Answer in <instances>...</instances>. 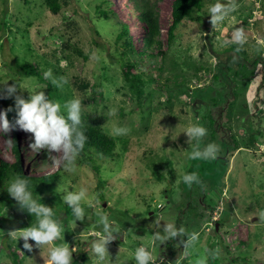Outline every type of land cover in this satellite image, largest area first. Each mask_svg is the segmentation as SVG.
Here are the masks:
<instances>
[{"label": "rangeland", "instance_id": "374dc122", "mask_svg": "<svg viewBox=\"0 0 264 264\" xmlns=\"http://www.w3.org/2000/svg\"><path fill=\"white\" fill-rule=\"evenodd\" d=\"M152 1L166 52L154 59L130 58L118 39L127 24L135 49L144 50V29L133 0H61L57 14L45 0H0V90L21 77L18 64H37L43 77L50 69L51 80L63 77L68 82L50 91L40 77L22 76L24 89L18 88L16 95L28 99V90H43L61 104L65 115L63 105L79 98L82 115L103 116L105 130L118 141L114 160L91 162L78 155L75 171L69 173L63 160L53 166L48 157L43 163L46 150L31 151V133L19 127L7 135L0 131V164L19 159L13 145L17 137L26 174L60 170L56 191L62 200L66 190H87L81 202L83 221L76 220L64 200L58 206L63 231L51 245L38 248L29 239V252L19 235H8L23 228L2 224L0 264H46L51 247L64 242L73 250L72 264H136L135 250L141 245L152 251L155 264L161 259L166 264H196L198 259L206 264H264V62L261 67L253 64L264 61V44L258 43L264 41V0H235L236 10L216 28L208 12L216 0H204L202 22L185 21L173 41L169 29L174 0ZM107 8L109 19L102 13ZM240 27L247 36L240 46L246 54L229 53L236 43L225 45L224 39L231 40ZM127 60L136 63L130 70L144 80L138 89L125 79ZM223 77H228L227 89L220 83ZM225 90L228 100H216ZM11 98L0 93V112L5 113L2 103ZM195 104L200 105L197 111ZM216 105L223 109L220 116ZM192 125L207 129L200 149L215 144L214 159L190 158L196 141L185 131ZM116 127L127 133L115 135ZM251 135L257 142L248 147ZM193 172L199 183L189 187L183 177ZM98 214L108 217L116 237L105 245L103 260L91 247L104 235ZM166 223L187 233L175 237V251L180 252L176 260L170 259L168 241L153 244L151 239L156 231L163 234ZM192 233L198 236L189 244Z\"/></svg>", "mask_w": 264, "mask_h": 264}, {"label": "clouds", "instance_id": "9594fccd", "mask_svg": "<svg viewBox=\"0 0 264 264\" xmlns=\"http://www.w3.org/2000/svg\"><path fill=\"white\" fill-rule=\"evenodd\" d=\"M235 0H229L228 4H223L220 0H216L215 4L209 5L208 12L211 17V24L213 28H216L230 12L236 10ZM247 41V36L242 27L236 28L233 31L231 40L227 37L224 39V44L236 43L243 46ZM260 44H264V41H258ZM239 51V49H237ZM46 78L51 77V70L45 73ZM53 84L58 87L62 83L68 81L61 77L60 81L53 79ZM2 90L4 98L15 97V106L17 108V120L16 125L26 133H31V142L28 147L32 152L38 153L41 150H46L49 154V158L53 161V166L57 165L60 160H63L64 169L66 172L75 171V160L79 153L83 150L87 137L84 132V125L82 120L83 105L79 98H73L67 101L63 108L66 109V115L61 110V104L58 101L49 99L43 90H31L29 92V98L24 99L20 95H16L18 87L16 83L11 85L5 82ZM7 114L0 112V131L4 134L10 133L12 130ZM115 135H124L127 133L126 128L116 127L113 129ZM189 140H195L196 143L192 147L190 153L191 159H214L216 156V145L208 144L204 150L200 149L199 142L203 137L207 135V129L203 126L192 125L185 131ZM9 144L12 143L11 139H8ZM55 152L56 156L51 154ZM62 154V155H60ZM183 181L189 187L193 182L199 183V177L196 173L185 174ZM8 194L18 203L21 210H26L30 215L36 217V222L29 227L13 230L8 233L12 238L23 239V248L32 251L33 245L28 241L31 239L35 241V246L41 248L43 245H51L55 240L61 238L63 231L61 222L58 219H54L53 209L46 206L43 203H38L33 198L31 191L29 190V181L26 178L15 177L7 189ZM87 190L80 188L79 191H65L63 195L64 202L72 209V214L76 220L85 218L84 209L81 207V202L86 196ZM42 199V197H40ZM99 215V214H98ZM261 219L264 220V213H261ZM98 224H103V233L98 240L92 242V250L97 255L98 259L103 260L108 253L105 245L110 241L116 239L113 236V229L109 223L108 217L105 215H99ZM159 227V223L157 224ZM130 231V229H129ZM186 231L183 227L177 229L173 223H166L163 228V234L160 231H156L152 235L151 239L153 244L159 241L160 244L165 243L170 239H174L177 236L186 235ZM189 235L188 243H193L198 234L192 233ZM72 253L68 243L64 242L59 246L51 247L49 251V258L46 264H72ZM136 264H155L153 260L152 251L141 245L135 250ZM196 264H206L205 259H198Z\"/></svg>", "mask_w": 264, "mask_h": 264}, {"label": "trees", "instance_id": "16d2710c", "mask_svg": "<svg viewBox=\"0 0 264 264\" xmlns=\"http://www.w3.org/2000/svg\"><path fill=\"white\" fill-rule=\"evenodd\" d=\"M47 7L54 13L57 14L62 10L61 0H45ZM135 9L139 12V20L142 22L143 32V42H144V50L137 51L133 45V42L129 35V27L127 24H123L122 30L119 34V41H122V46L125 49L126 55L130 58L141 57L143 58L145 55L148 58H157L159 56H166V52L162 49V41L160 40L161 36V28L159 23V16L156 10V4L152 0H133ZM108 4L106 1L104 2ZM204 9V0H174L172 3V24L169 29V41H173L176 38V31L179 26L187 20L201 23L202 18L200 13ZM108 8L103 11V16L106 19L110 18V12ZM246 52L240 47L238 44H232L229 53L231 51ZM157 50V52H155ZM156 53V54H155ZM136 62V61H135ZM263 59L257 62V60L253 63L255 66H260L263 64ZM228 66L231 63L228 61L226 63ZM136 66V63H132L130 60H127V63H124V68H128L124 70V76L127 82L131 84L134 88H139L144 80L141 77V74L136 75L131 72V67ZM226 66V67H228ZM224 68V67H223ZM18 73L22 76H31L35 75L41 78L42 81L47 83V87L50 91H57L55 88V84H53V80L50 78L43 77L40 73L38 65H33L31 62H25L24 64H18L17 68ZM164 69V67L162 68ZM222 70V69H221ZM257 70H255L256 72ZM223 76L222 71L220 72V76ZM225 76V75H224ZM13 80V83H16L18 87H20L22 78ZM228 77H223L220 83H225L224 88L227 87V79ZM223 87V84L221 85ZM227 89V88H226ZM3 88L0 90L2 92ZM140 91V90H139ZM227 90L220 93L219 98L216 100L222 99V102H226L228 100ZM4 111L7 114V118L12 124V126L17 130L19 127L16 125L17 120V108L15 106V97L13 96L11 99H7L3 101ZM205 105H209L208 103H204ZM199 104L193 105L195 110L197 111ZM200 106V105H199ZM223 109L224 104L222 103ZM217 111L219 112V116L222 114L223 109L221 107L215 106ZM226 109V106H225ZM209 118L212 120V125L214 119L212 114H209ZM84 132L87 137L83 150L79 153V155L88 159L89 161H93V159H98L101 161H105L106 159L114 160L117 158V146L118 141L115 137L110 135L104 128V118L100 115H82ZM257 140L254 139L253 135L250 137V144L248 147H252L256 145ZM14 149L16 151V155L19 159L14 163H1L0 164V226L2 224L13 226H21L22 228L29 227L31 224L36 222V217L34 215H30L26 210H21L18 203L8 194V184L15 177L19 176L22 178H26L29 181V190L32 193L34 199L37 200L38 203L45 204L53 209L54 219L59 218L58 206L63 203L61 196H59L56 191V184L61 179V171L58 170L55 173L47 174L44 176H32L26 174L23 168V164L20 160V147L18 145L17 137L13 140ZM237 145V144H236ZM239 149V148H238ZM93 155V156H92ZM49 154L45 152L42 154V162L46 163L48 160ZM156 176H159L158 172H154ZM42 197V199H40ZM219 223V222H217ZM12 228V229H13ZM176 238L168 240L166 243V248L169 250L170 259L173 260L180 256V252L175 251ZM15 255V254H14ZM176 260V259H175ZM160 264H166L162 259L159 260Z\"/></svg>", "mask_w": 264, "mask_h": 264}, {"label": "water", "instance_id": "95a60500", "mask_svg": "<svg viewBox=\"0 0 264 264\" xmlns=\"http://www.w3.org/2000/svg\"><path fill=\"white\" fill-rule=\"evenodd\" d=\"M216 228H217V230H219V224L218 223L216 224Z\"/></svg>", "mask_w": 264, "mask_h": 264}]
</instances>
